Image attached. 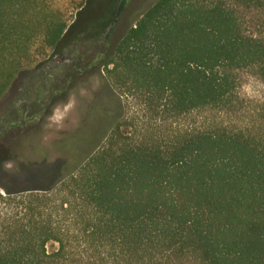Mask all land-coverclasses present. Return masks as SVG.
<instances>
[{"label": "trees", "instance_id": "trees-1", "mask_svg": "<svg viewBox=\"0 0 264 264\" xmlns=\"http://www.w3.org/2000/svg\"><path fill=\"white\" fill-rule=\"evenodd\" d=\"M86 1L0 0V98ZM241 8L264 0H157L142 15L102 64L122 104L106 141L47 187L0 188V264H264V136L160 127L231 108L235 71L264 81V37Z\"/></svg>", "mask_w": 264, "mask_h": 264}, {"label": "rangeland", "instance_id": "rangeland-1", "mask_svg": "<svg viewBox=\"0 0 264 264\" xmlns=\"http://www.w3.org/2000/svg\"><path fill=\"white\" fill-rule=\"evenodd\" d=\"M156 2L87 0L49 56L18 74L0 98V188L47 187L106 141L122 104L102 64ZM238 12L248 35L264 37V10ZM234 74L238 88L231 108L197 111L160 127L264 136V81L255 68Z\"/></svg>", "mask_w": 264, "mask_h": 264}, {"label": "clouds", "instance_id": "clouds-1", "mask_svg": "<svg viewBox=\"0 0 264 264\" xmlns=\"http://www.w3.org/2000/svg\"><path fill=\"white\" fill-rule=\"evenodd\" d=\"M247 87V86H246ZM262 87H264V86H262ZM54 115H55V113H54Z\"/></svg>", "mask_w": 264, "mask_h": 264}]
</instances>
